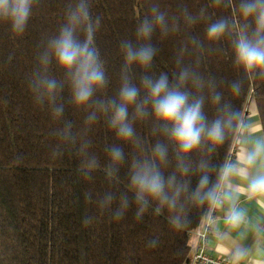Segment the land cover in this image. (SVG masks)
I'll list each match as a JSON object with an SVG mask.
<instances>
[{
	"label": "trees",
	"instance_id": "obj_1",
	"mask_svg": "<svg viewBox=\"0 0 264 264\" xmlns=\"http://www.w3.org/2000/svg\"><path fill=\"white\" fill-rule=\"evenodd\" d=\"M251 2L31 0L22 31L0 17V264H183L190 258V234L209 209L206 193L220 182L251 100L264 133V68L247 70L235 54L240 38H255L256 17L243 16L240 7ZM79 5L86 16L71 20ZM145 20L153 30L141 38ZM220 20L225 33L209 40L208 27ZM66 27L78 42L90 41L105 75V86L83 106L75 103L72 74L49 48ZM125 42L151 45V64L126 63ZM162 75L188 104L202 101L205 130L188 153L151 103L142 118L128 108L130 141L111 127L108 102L118 101L125 78L139 89V103L148 95L145 78ZM45 79L56 82L51 97ZM216 122L223 138L212 142L207 133ZM157 146L165 149L162 160ZM113 147L122 160L111 159ZM145 170L162 185L157 198L132 184Z\"/></svg>",
	"mask_w": 264,
	"mask_h": 264
},
{
	"label": "clouds",
	"instance_id": "obj_2",
	"mask_svg": "<svg viewBox=\"0 0 264 264\" xmlns=\"http://www.w3.org/2000/svg\"><path fill=\"white\" fill-rule=\"evenodd\" d=\"M31 0H0V17L10 19L13 28L22 31L25 22L30 14ZM241 12L245 17H256L257 30L254 39L240 38L235 45V54L239 63L245 69L264 68V0H253L251 3L241 4ZM86 16V8L79 5L76 13L71 15V20H75L79 14ZM157 26L163 23V16H157ZM228 25L225 21L220 20L211 24L207 29L209 40H217L225 33ZM153 25L147 20L138 29V35L141 38L150 37ZM73 28H64L61 30L59 38L50 42L49 48L51 54L55 56L60 68L72 74V87L75 103L78 106L86 105L93 96L94 90L103 88L106 80L99 63L98 53L90 47V41L80 43L74 39ZM124 58L128 64H139L149 66L155 55V49L144 44L139 48L134 47L131 43L125 42L122 45ZM44 62H48V54H45ZM186 77L182 74L181 81ZM45 92L51 97L56 90L55 80L43 81ZM144 87L148 90L147 97L137 102L139 89L131 85L127 78L119 91L118 101H109L108 107L112 109L111 127L115 130L119 139L130 141L134 135V129L128 121V108L135 106L137 117L142 118L145 114V106L149 103L152 105L155 117L164 122L165 129L170 123V136L180 146L184 153L190 152L200 144L201 135L204 132V125L201 123V105L202 101L197 100L193 104H188V97L180 92L177 88H169V81L166 75H162L155 82L145 78ZM61 109H56L55 114L59 115ZM208 138L212 142H219L223 138L222 129L219 122L213 124L208 130ZM156 155L162 160L165 156L163 146H157ZM113 161H120L123 158L122 150L113 147L110 153ZM244 167L225 168L220 177V183L214 186L206 193V199L211 203L220 202L219 189L220 185L226 187L232 186L228 183L230 175H237L242 180L248 181L247 190L254 194L264 195V171H259L256 175H251L249 169L259 164L264 169V143L257 142L252 150H245L242 154ZM146 168V166H145ZM132 184L139 190V193H146L154 198L161 194L162 185L158 177L146 170L137 172L132 176ZM207 184V179L201 180V185ZM239 187V186H237ZM227 198V193H225ZM138 199H143L138 195ZM264 207V201H258ZM243 214L232 208L228 212L226 221L231 227H237L243 221ZM239 256L240 253H237Z\"/></svg>",
	"mask_w": 264,
	"mask_h": 264
},
{
	"label": "crops",
	"instance_id": "obj_3",
	"mask_svg": "<svg viewBox=\"0 0 264 264\" xmlns=\"http://www.w3.org/2000/svg\"><path fill=\"white\" fill-rule=\"evenodd\" d=\"M258 141L264 143V133L255 103L251 100L238 136L231 167H244L242 154L245 150H252ZM259 171H264L259 164L249 169L251 175H256ZM228 183L231 188L220 185V202L208 240L209 252L215 257L230 258L237 264H264V207L258 202L264 201V195L249 192L248 181L235 174L228 177ZM232 208L241 212L244 217L237 227L229 226L226 221ZM190 244L192 253L196 244L193 233L190 234Z\"/></svg>",
	"mask_w": 264,
	"mask_h": 264
},
{
	"label": "built area",
	"instance_id": "obj_4",
	"mask_svg": "<svg viewBox=\"0 0 264 264\" xmlns=\"http://www.w3.org/2000/svg\"><path fill=\"white\" fill-rule=\"evenodd\" d=\"M239 126L236 136L233 138L223 170L232 166V160L237 148L238 136L241 131ZM219 194V193H218ZM220 197V196H219ZM217 204L210 203L207 213L199 220L192 233L196 236V244L190 258L183 264H237L230 258L215 257L209 252V235L212 233V223L215 219Z\"/></svg>",
	"mask_w": 264,
	"mask_h": 264
}]
</instances>
